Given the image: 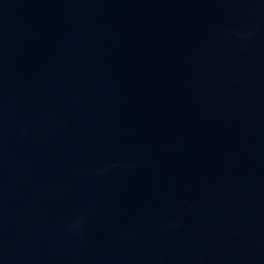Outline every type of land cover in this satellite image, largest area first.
I'll use <instances>...</instances> for the list:
<instances>
[{"label": "water", "instance_id": "obj_1", "mask_svg": "<svg viewBox=\"0 0 264 264\" xmlns=\"http://www.w3.org/2000/svg\"><path fill=\"white\" fill-rule=\"evenodd\" d=\"M0 264H264V0H0Z\"/></svg>", "mask_w": 264, "mask_h": 264}]
</instances>
